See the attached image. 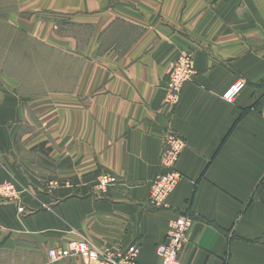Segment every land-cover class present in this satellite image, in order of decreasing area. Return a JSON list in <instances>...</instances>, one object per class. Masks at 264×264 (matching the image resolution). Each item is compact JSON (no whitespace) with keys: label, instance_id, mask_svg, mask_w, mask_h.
I'll list each match as a JSON object with an SVG mask.
<instances>
[{"label":"crops","instance_id":"crops-1","mask_svg":"<svg viewBox=\"0 0 264 264\" xmlns=\"http://www.w3.org/2000/svg\"><path fill=\"white\" fill-rule=\"evenodd\" d=\"M36 11L39 45L84 62L67 91L24 95L0 78V184L20 195L0 198V264H86L48 259L75 240L136 245L140 264H161L181 214L193 221L183 264H264V0H36ZM45 14L87 29L85 43ZM183 51L195 76L171 106L167 67ZM169 130L186 142L182 179L156 209ZM102 175L118 182L98 193Z\"/></svg>","mask_w":264,"mask_h":264},{"label":"built area","instance_id":"built-area-1","mask_svg":"<svg viewBox=\"0 0 264 264\" xmlns=\"http://www.w3.org/2000/svg\"><path fill=\"white\" fill-rule=\"evenodd\" d=\"M167 70L170 81L167 88L169 93L166 104L176 106L181 98L182 87L194 78L195 63L193 54L183 51L176 60L168 65ZM245 85L246 81L244 79H238L223 93V101L234 103L245 88ZM185 145V140L176 132L171 130L167 132L164 139V152L159 160L160 171L151 186L148 200L149 204L156 209L167 206L166 201L182 179L177 166L179 158L186 148ZM117 182L118 180L114 176L102 175L99 177L94 189L98 193L104 192ZM52 185L57 186V184ZM0 198L11 202L18 201L19 195L16 185L11 182L0 184ZM19 210L21 212L25 211L21 206ZM192 224V218L183 214L176 216L172 220L168 236L158 246L157 251L161 264H183L180 254L187 242ZM47 251V256L51 263L64 259L81 258L86 264H140L138 262L140 249L136 245H132L126 250L115 252L109 249H99L87 240H75L66 246L53 247Z\"/></svg>","mask_w":264,"mask_h":264},{"label":"rangeland","instance_id":"rangeland-1","mask_svg":"<svg viewBox=\"0 0 264 264\" xmlns=\"http://www.w3.org/2000/svg\"><path fill=\"white\" fill-rule=\"evenodd\" d=\"M51 17L62 24L57 26L60 35L75 34L85 43L90 33L87 29H77L61 16L45 14L40 18L49 21ZM37 38L36 0H0V78L13 76L21 83L22 93L30 96H39L44 90L72 89L81 74L83 59L68 60L62 53L40 46ZM20 213H27V209Z\"/></svg>","mask_w":264,"mask_h":264}]
</instances>
